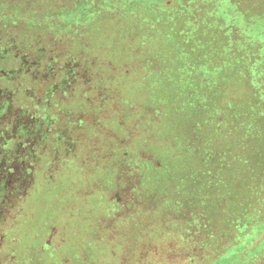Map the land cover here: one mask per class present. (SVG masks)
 Returning <instances> with one entry per match:
<instances>
[{"label":"rangeland","instance_id":"rangeland-1","mask_svg":"<svg viewBox=\"0 0 264 264\" xmlns=\"http://www.w3.org/2000/svg\"><path fill=\"white\" fill-rule=\"evenodd\" d=\"M60 1L22 0L24 13L15 10L9 18L27 26L22 39L30 36L31 22L64 24L49 35L83 54L66 61L68 69L83 68L87 82L89 70L94 74L85 95L77 83L72 92L75 105L86 108L80 98H89L99 117V130L84 129L99 140L98 150L91 161L81 160L79 150L59 168L53 163L48 176L35 171L8 220L0 264H264V144H256L252 123L264 117V71L216 47L222 40L217 6L224 0H179L171 14L155 10L156 0H99L98 6L97 0H71L73 7L57 6ZM243 2L249 9L264 6V0ZM73 21L83 29L70 27ZM209 86L220 112L207 101ZM102 102L107 116L99 113ZM220 113L233 117L231 126L208 121ZM28 118L37 121L31 113ZM245 123L252 125L250 137ZM105 129L117 135L109 149ZM62 133L68 135L67 128ZM243 140L250 142L249 155L261 149V161L239 154ZM226 145L236 148L227 152V171L211 181L208 150L221 159ZM104 152L109 157L101 158ZM124 176L132 180L122 195ZM197 176L204 183L200 203L193 187L183 191ZM181 195L204 212L203 246L181 234L197 228H191L192 212L187 224L178 220L186 211L178 209Z\"/></svg>","mask_w":264,"mask_h":264},{"label":"trees","instance_id":"trees-1","mask_svg":"<svg viewBox=\"0 0 264 264\" xmlns=\"http://www.w3.org/2000/svg\"><path fill=\"white\" fill-rule=\"evenodd\" d=\"M72 1L61 0V5L57 6H76ZM81 2H78L77 5H85ZM112 2L116 3V0H112ZM178 2L179 0H156L154 7L155 10L171 14L176 9ZM22 3V0H0V63H3L0 66V242L4 239L5 229L9 227L8 220L13 217V211L16 210L19 201L23 200L24 193L31 184L33 174L38 171L48 176L56 169L53 163L59 162L57 166L59 168L61 164L73 159L79 153V150L81 160L91 161L90 156H93V150H98L96 143L99 140L92 138L84 129L86 126L94 127L96 130L102 127L100 123L95 121L99 117L97 118L94 115L93 104L89 98H80L81 101L86 103V108L82 109L74 103L76 98H73L72 91L76 87V83L85 95L87 90L91 89L90 84L93 81L94 74L89 70L88 73L91 79L87 82L79 74L85 71L83 68L74 66L73 69H68L65 62L71 60L75 62L83 54L79 50L70 53L67 51L65 44H62L57 36H53L54 31H57V27H64V24L54 18L48 23L31 22V26H29V28L31 27L29 30L31 32L30 36L22 39L23 36L19 33L25 29L27 30V26L21 21L9 18L10 13L15 10L18 13H24L26 9ZM245 3L243 0H224L217 6L220 12L217 30L222 36V40L219 42L217 40L216 47L226 48L232 53L237 52L238 55L240 54V56L237 55L239 62L243 60L246 63L248 60L264 71V6L254 7L252 5V8L249 9ZM95 4V6H98L99 0L95 1ZM148 5L150 6V4ZM54 6L56 5L54 4ZM217 7L215 8L217 9ZM148 9L150 10V8ZM27 10L33 14L39 11L33 12L28 8ZM50 12L49 15L54 17L53 9ZM69 23L70 27L73 24L76 25L74 21ZM76 27L79 31L83 29L80 24H77ZM51 33H53L52 36L49 35ZM47 36L49 37L46 38ZM65 53H68L67 56L62 58L63 55H66ZM243 70L244 77H246L248 74L247 69L243 68ZM96 73L95 76L100 75ZM70 77H72V80L67 88L62 86L60 89L61 82ZM262 83L264 84V81ZM208 91L209 98L207 101L211 102L209 103L210 107L212 106L220 112L219 105L214 99L210 100L211 96L214 95L210 86ZM64 94L68 96L64 98ZM99 94H102L100 90ZM98 105L101 108L99 113L107 116L108 111H103L105 103L102 102ZM112 107V110H118L116 105ZM234 108V110H238L236 107ZM30 113L38 122L36 121L33 124L29 122L28 116ZM87 113H90L91 116H88ZM256 118L252 122L254 123L253 138L256 144L258 142L264 144V134H256L264 131L263 123H261L264 117ZM119 119H121V122L123 121L121 116L117 115L118 124L120 123ZM208 121L213 126H215L214 124L219 126L220 122L227 121L226 124L231 126L233 117L230 114L225 117L224 114L220 113V115L213 116ZM124 123L122 122V126ZM245 124L249 130L246 132L250 133V137L252 125L247 126V123ZM63 128H67L68 135H63ZM104 133L107 141L103 143V147L109 149L111 148V142L117 139V135L110 129H105ZM243 142V145L242 143L241 146L239 145V154L245 151L248 152L247 146L250 145V142H246V140H243ZM230 145H226L228 150H224L221 159L214 156L213 151L208 150L210 155L204 164L209 166L208 172L211 181L227 171L228 162L226 161L230 159L229 154L231 155V151L236 149H233L234 147ZM261 149L259 153H254V155H249L248 152L245 159H248V162L250 160L261 161L263 159ZM228 151L229 154H227ZM100 157L104 159L109 156L107 152H104ZM16 159L18 160L17 163L15 162ZM258 175L260 176L261 172H258ZM197 177V183L188 186L183 191L188 192L193 187L195 193L198 194L196 200L200 203L205 196L203 192L204 183L200 176ZM211 181L210 183H212ZM180 197L181 200L176 199L180 207L178 209H181L182 212L184 208L186 211L182 212L178 220L180 222L184 220V224H187L186 216L192 212L194 221L192 223L191 218V228L197 225V228L191 230L188 227L189 232L184 231L181 234L186 238L190 237V240L197 238L199 244L201 241L199 246H203L205 234L202 235L201 233L205 229L204 223L206 225L204 212L194 205L191 206V203H188V199L183 195ZM189 207L191 210H189ZM210 230L212 232V229Z\"/></svg>","mask_w":264,"mask_h":264},{"label":"flooded vegetation","instance_id":"flooded-vegetation-1","mask_svg":"<svg viewBox=\"0 0 264 264\" xmlns=\"http://www.w3.org/2000/svg\"><path fill=\"white\" fill-rule=\"evenodd\" d=\"M133 176V175H132ZM131 176V177H132ZM126 179H128V181H125V179H124V185H123V190H122V195H124V194H126L127 193V191L129 190V189H131V180H132V178H130V177H128V176H124ZM128 182V185H126V183ZM121 195V196H122ZM127 196V195H126ZM128 197H129V195H128Z\"/></svg>","mask_w":264,"mask_h":264}]
</instances>
